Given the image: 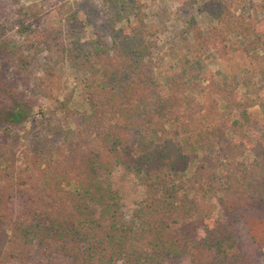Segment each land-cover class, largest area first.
I'll use <instances>...</instances> for the list:
<instances>
[{
  "label": "trees",
  "instance_id": "16d2710c",
  "mask_svg": "<svg viewBox=\"0 0 264 264\" xmlns=\"http://www.w3.org/2000/svg\"><path fill=\"white\" fill-rule=\"evenodd\" d=\"M234 1H209L207 12L219 26L205 31L188 25L199 48L219 53L232 35L249 33L250 24L232 11ZM18 4L0 0V19L24 41L11 53L0 44V59L9 53L15 68L11 82L0 78V264H165L184 257L191 264H264V142L254 141L236 119H223L256 102L240 99L226 81L212 82L204 112L220 146L199 158L189 177L191 158L178 137L203 125L186 119L188 85L177 73L168 71V86L159 90V30L146 22V4L105 0L114 6L103 24L109 43L98 39L74 49L61 27L33 26L22 8L11 19L8 10ZM6 25L0 24V38ZM44 54L56 64L76 63L89 112L70 114L62 104L75 130L50 151L27 155L22 173L15 160L21 135L15 129L30 116L34 104L25 91ZM54 71L45 68L49 81ZM43 85L31 92H49ZM146 135L156 141L139 153L138 139ZM120 170L144 193L130 214L110 181ZM230 242L236 243L232 249Z\"/></svg>",
  "mask_w": 264,
  "mask_h": 264
},
{
  "label": "rangeland",
  "instance_id": "374dc122",
  "mask_svg": "<svg viewBox=\"0 0 264 264\" xmlns=\"http://www.w3.org/2000/svg\"><path fill=\"white\" fill-rule=\"evenodd\" d=\"M210 0H142L147 8L144 10L150 26L158 32V49L156 58L162 61L163 66L156 70V79L159 90L168 86L167 72L177 73L186 82L188 89L184 94V112L189 121H200L202 127L196 128L191 134H180L179 142L191 158L186 173L191 176L195 171L199 158L214 154L220 144L215 138L213 127L207 125L204 112V102L207 100L212 82L226 81L236 88L240 99H250L256 106L231 116L225 115L224 120H237L245 132L254 140L264 142V0H236L232 11L236 17L250 24L249 33L232 35L228 49L219 52L216 50L201 49L194 39V35L186 32L188 25H198L208 31L212 26L219 24L207 12ZM105 0H19V4L8 10L13 18L16 10L22 8L26 22L33 26L46 28L61 27L64 38L71 48L90 47L96 40H105L109 43L110 31L103 24H107L108 14L114 10L104 4ZM0 24H7L8 32L0 38V44L11 53L14 46L21 47L23 38L16 29L0 19ZM125 26L124 22L118 28ZM103 36V37H102ZM7 51V53H8ZM0 59V78L6 75L4 82H11L15 68L11 55ZM2 56V55H1ZM56 58L48 59L44 54L38 57L33 65L31 88L43 83L41 88L48 87L47 93L37 90L35 95L31 88L26 89L27 101L31 106L29 118L17 130L21 135V145L15 157L19 172L23 173L28 164L27 155L34 151L45 153L50 151L54 144L62 142L64 134L75 130L73 117L62 111V104L67 105L70 114L77 110L87 113L89 108L80 94L82 73L77 65L69 59L64 64H56ZM47 66H53L55 71L48 80L45 73ZM48 84V85H45ZM20 89V88H19ZM22 89V87H21ZM20 89V91H21ZM24 90V89H23ZM216 97L218 100V96ZM30 105V104H29ZM170 130L174 125L168 126ZM229 138L236 139L234 134L227 132ZM139 153L151 148L156 139L152 135L139 137ZM114 188L120 193L126 203V212L133 209L142 201L143 190L137 186L132 176L126 175L123 170L110 176ZM67 188H69L67 186ZM73 188V187H72ZM219 212L216 213V217ZM264 239V230H261ZM235 242L227 244L229 249ZM40 249L35 252V257ZM165 264H191L189 257L167 262Z\"/></svg>",
  "mask_w": 264,
  "mask_h": 264
}]
</instances>
